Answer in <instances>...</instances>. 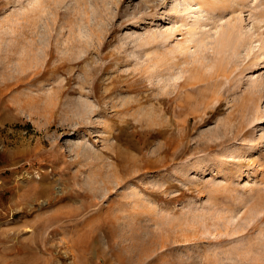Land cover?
<instances>
[{
	"label": "rangeland",
	"instance_id": "rangeland-1",
	"mask_svg": "<svg viewBox=\"0 0 264 264\" xmlns=\"http://www.w3.org/2000/svg\"><path fill=\"white\" fill-rule=\"evenodd\" d=\"M197 2L0 0V264H264V0Z\"/></svg>",
	"mask_w": 264,
	"mask_h": 264
},
{
	"label": "bare ground",
	"instance_id": "bare-ground-1",
	"mask_svg": "<svg viewBox=\"0 0 264 264\" xmlns=\"http://www.w3.org/2000/svg\"><path fill=\"white\" fill-rule=\"evenodd\" d=\"M198 5H199V3L197 2V0H191L190 6H191V8L193 9V14H195V11H196V8H197ZM189 17H191V16H189ZM193 33H194V30H193V29H189V30L187 31V35H188L189 37H191V36L193 35ZM229 34H230V33H229ZM229 34H226V35L224 36V38H223V42H224V43L230 41V39H229V37H228ZM188 40H189V39H188Z\"/></svg>",
	"mask_w": 264,
	"mask_h": 264
}]
</instances>
